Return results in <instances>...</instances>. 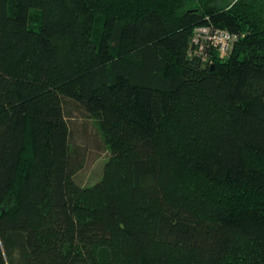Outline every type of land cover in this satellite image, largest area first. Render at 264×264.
Returning a JSON list of instances; mask_svg holds the SVG:
<instances>
[{
    "label": "trees",
    "instance_id": "16d2710c",
    "mask_svg": "<svg viewBox=\"0 0 264 264\" xmlns=\"http://www.w3.org/2000/svg\"><path fill=\"white\" fill-rule=\"evenodd\" d=\"M0 264H264V0H0Z\"/></svg>",
    "mask_w": 264,
    "mask_h": 264
},
{
    "label": "rangeland",
    "instance_id": "374dc122",
    "mask_svg": "<svg viewBox=\"0 0 264 264\" xmlns=\"http://www.w3.org/2000/svg\"><path fill=\"white\" fill-rule=\"evenodd\" d=\"M233 0H223L225 3ZM72 111L70 124L74 133L73 141L81 149L84 159L83 166L77 174V180L82 185H89L98 180L103 169V162L109 151L105 146L94 122L85 121L82 114L75 108V104L70 102Z\"/></svg>",
    "mask_w": 264,
    "mask_h": 264
},
{
    "label": "built area",
    "instance_id": "2783aa9c",
    "mask_svg": "<svg viewBox=\"0 0 264 264\" xmlns=\"http://www.w3.org/2000/svg\"><path fill=\"white\" fill-rule=\"evenodd\" d=\"M234 36L229 32L221 29H213L209 26L199 27L193 42L199 45L198 52L202 53L206 50L207 44L218 47L222 54L228 52L233 42Z\"/></svg>",
    "mask_w": 264,
    "mask_h": 264
}]
</instances>
